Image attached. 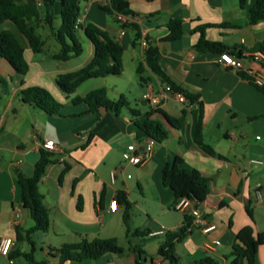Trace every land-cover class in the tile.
Here are the masks:
<instances>
[{"label":"crops","instance_id":"0c3cea01","mask_svg":"<svg viewBox=\"0 0 264 264\" xmlns=\"http://www.w3.org/2000/svg\"><path fill=\"white\" fill-rule=\"evenodd\" d=\"M23 1L38 7L40 17L33 25L44 44L43 50L35 53L15 25L7 21L0 24V32L9 30L14 34L28 64L26 73L21 74L0 57V239L13 238L10 252L16 249L28 251L19 247L22 241L16 240L15 227L26 229L33 224L29 210L20 203L17 174L32 175L41 143L50 139L57 148L50 151L52 162L45 167L38 184L50 222L47 230L35 231L31 236L34 243V236H39L45 246L40 250L43 256L36 261L59 264L58 257L52 256L54 249L83 238L115 237L127 249L129 240L122 222V206L117 203L115 211L108 210L118 190H125L130 202L141 204L143 217L136 228L146 226L150 234L145 239L157 238L158 248L162 234L178 228L184 219L183 212L170 208L174 202L173 192L162 183L163 166L179 156L181 166L195 168L210 178L209 193L197 208L206 222L214 224L215 228L205 233L193 225L190 233L174 245L178 261L182 257L180 254L185 253L186 264H194L206 257L217 264H231V258L226 255L236 233L243 226L251 225L254 236L260 240L254 264H264V204L257 203L254 197L256 183L264 189V117L261 116L264 94L236 69L218 63V53L196 50L194 44L199 32L192 31L197 25H210L204 29L205 37L241 50L243 70L253 69V77L264 83V68L259 61L247 56L253 48L264 47V20L255 24L248 22L249 9L255 0H245L243 5L240 0H127L129 8L138 17L134 23L141 38L146 37L158 47L166 74L175 85L198 95L203 113V140L222 157L207 154L194 142L199 113L196 104H182L168 98L152 105L142 99L147 89L155 93L162 85L147 68L144 72L149 74H143L147 81L143 83L141 103H148L149 108H129L141 113L152 112L151 117L168 131V137L160 142L136 127L132 119L122 113L123 108L118 113L102 107L89 110L86 101L72 102L73 97H84L91 90L102 87L111 99L124 96L129 84L135 83L131 74L125 77L127 60L135 73L137 65L143 61L141 38L134 44L132 27H122V23L99 7L107 0H80L81 21L77 22L76 36L83 50L80 55L67 60L53 57L60 50L55 38L61 24L60 0L51 4L55 16L52 28L44 21V0ZM171 19L181 21L183 33L177 39L164 40ZM88 23L95 24L120 42L123 47L122 73L114 79L108 76L87 79L73 93L64 94L56 84L57 74L78 70L94 56V46L82 28ZM32 85L44 87L62 104L59 114H47L21 100L19 91ZM161 111L178 118L179 126L170 125ZM133 141L137 142L138 150L147 143L152 144L150 157L140 165L126 163L123 159L127 144ZM253 158L262 160L263 164H252ZM65 166L67 169L59 180ZM130 169H133L134 177L128 172ZM112 170H115L114 181L110 178ZM134 183L143 197L141 200L132 196ZM148 196L153 199L152 205L142 203ZM136 228L133 225L130 229ZM158 232L162 233L152 235ZM139 240L131 238L132 243ZM206 244L208 249H205ZM156 251L146 254L143 264H168ZM16 258L10 263L8 257L1 255L0 264H21ZM63 264H136V260L133 252L126 251L122 255L106 253L97 259Z\"/></svg>","mask_w":264,"mask_h":264},{"label":"trees","instance_id":"16d2710c","mask_svg":"<svg viewBox=\"0 0 264 264\" xmlns=\"http://www.w3.org/2000/svg\"><path fill=\"white\" fill-rule=\"evenodd\" d=\"M245 0H240V4H244ZM52 2L54 0H44L45 16L44 21L52 28V22L55 18L52 11ZM60 21L61 24L55 32V38L60 44V50L53 54V57L60 60H67L72 56H78L82 53V45L76 36V28L79 26L76 22L80 14V0H60ZM107 14L113 16L117 21L116 14H134L129 8L127 0H107L104 5H99ZM40 17L38 7L34 3H27L23 0H0V24L4 21H11L17 30L25 37L30 49L37 53L43 50L44 41L39 34L35 32L33 23ZM264 20V0H255L249 9L248 22L255 24ZM122 27L131 26L135 31L133 43L135 44L141 38V33L135 23H122ZM169 33L164 40H174L179 38L182 33V23L179 19H171L168 22ZM210 25L200 24L194 27L193 32H199V38L194 44V48L198 51H209L213 53L228 52L238 58H243L241 50H235L223 44L220 41L209 40L205 37L204 29ZM85 36L92 42L94 46V56L92 60L84 67L71 71L59 73L56 76V84L64 94L73 93L76 88L85 80L97 77H106L109 75H120L123 70L122 53L123 47L120 42L112 38L105 30H102L93 23H88L82 27ZM146 45L143 49V61L136 67L141 83L147 81L143 76L144 70L147 68L155 75L161 84H166L172 89L181 91L190 103L196 104L198 109V118L195 124L193 139L198 147L211 156L222 157L214 148L203 140V113L202 105L198 100L197 94H192L179 86L169 78L160 63V52L156 45L151 43L146 37ZM251 51H261L264 53V47L259 45ZM0 57L7 60L17 72L25 74L28 70V64L24 58L22 46L14 34L9 30L0 32ZM264 68V60L259 61ZM238 74L252 82L256 88L264 94V83L257 84L254 77L243 69H238ZM19 96L23 102L34 105L47 114H59L62 104L58 102L51 93L44 87L32 85L22 88ZM86 101L89 110L102 107L108 111L118 113L122 108L128 107L129 102L120 95L117 99H111L107 96L106 89L96 88L87 93L84 97L75 96L72 98L73 103ZM131 119L136 127L143 131L153 140L160 142L168 137V131L156 119L151 117L152 112L144 113L136 109L129 108ZM165 120L172 126L178 127V118H175L166 112L161 111ZM264 117V113L261 115ZM91 135L87 139L90 141ZM86 143V144H87ZM86 144L82 145L84 147ZM52 153L48 150L41 149L39 157L34 164L33 173L25 176L21 173L17 174L16 182L20 190V203L27 208L33 220V224L24 229L15 227V237L17 241H26L30 245L29 251H21L16 249L9 252L8 259L13 260L22 256L32 264H48L45 260L36 261L33 255L35 251V243L32 240V234L35 231H45L49 227V213L43 204V195L38 189V184L44 174L45 167L52 162ZM182 159L175 156L172 161L166 162L162 168V183L169 187L173 192L174 202L170 206L173 208L174 203L180 198H187L193 202L194 206L202 202L209 193L210 178L203 176L195 168H187L181 166ZM64 170L59 175L61 180ZM116 201L122 206V222L125 226V234L129 240V246L126 249L119 244L115 237H95L93 239L83 238L78 242L64 243L54 249L52 256L58 257L59 264L66 261L83 262L101 257L106 253H114L122 255L126 251L135 254L136 264H143L146 259V252L143 248L145 237L150 234L149 230H140L138 228L131 230L129 227V219L132 209V203L128 199L125 190H118L115 195ZM77 207L80 208L78 202ZM251 216V211L247 209ZM192 216L184 213L182 225L175 230H168L161 236L156 254L165 259L168 264H178V257L174 251V245L182 241L191 231L193 227ZM152 234V233H151ZM160 234V233H158ZM155 235V234H152ZM136 237L140 240L132 243L131 238ZM260 244L259 238L254 236L251 225L243 226L235 235L230 252L226 257L231 258V264H254L255 255ZM194 264H217L212 258L206 257Z\"/></svg>","mask_w":264,"mask_h":264},{"label":"built area","instance_id":"2783aa9c","mask_svg":"<svg viewBox=\"0 0 264 264\" xmlns=\"http://www.w3.org/2000/svg\"><path fill=\"white\" fill-rule=\"evenodd\" d=\"M88 10L89 9H86V11ZM116 18L119 20L120 23H134L138 20V17L135 14L124 15V14L118 13L116 14ZM80 21H81V18L79 15L76 19V22H80ZM140 44L143 47H145L146 45L145 38L142 37L140 39ZM247 56H249L253 61L264 60V53L261 51L249 52ZM216 61L228 68H232L236 70L244 68L242 59L234 55H231L228 52L219 53ZM245 71L251 76L255 74V71L251 68L245 69ZM254 81L257 84L263 83L260 78H254ZM168 98H173L182 104H192L189 102V100L185 97V95L181 91L172 89L166 84H162L155 93H153L152 90L149 88L142 94V99L152 105H157L161 103V101L168 99ZM82 136L85 137L84 134ZM256 138H259V136H256ZM41 146L43 149L48 150V151H52L57 148L56 143L50 139H46L42 141ZM151 151H152L151 143H147L146 145H144L143 149L140 151L137 149V142L133 141L132 143L127 144L126 149L123 152V159L125 162L129 164L140 165L150 157ZM250 162L254 165L263 164V161L257 158L251 159ZM110 178H111V181H114L115 170L111 171ZM254 197L257 203L264 204V189L262 188L260 183H256L254 185ZM117 206L118 204H117L116 198H114L110 201L108 210L115 211ZM173 208L183 213L185 212L189 213L193 218V224L195 226L200 227L202 231L205 233L215 228L214 224L206 222V220L202 217L200 210L196 206H194L192 201H190L189 199L185 197L178 199L174 203ZM158 233H162V232H158ZM158 233H154V234H158ZM12 245H13L12 237H2L0 239V254L8 257V254L12 248ZM208 247L209 245L206 244L205 249H208ZM9 261L10 263L12 262V260H9Z\"/></svg>","mask_w":264,"mask_h":264},{"label":"rangeland","instance_id":"374dc122","mask_svg":"<svg viewBox=\"0 0 264 264\" xmlns=\"http://www.w3.org/2000/svg\"><path fill=\"white\" fill-rule=\"evenodd\" d=\"M7 22L8 23H12L11 21H7ZM12 25H14V24L12 23ZM0 27H1V25H0ZM82 41H84V39H82ZM130 66H131V64L127 60V62H126V76L125 77L127 78L128 75L131 74L133 80L135 79V83L134 84H132V83L129 84L130 87H128L126 89V91L124 93V96L129 101V106L131 108H139V109H143V110L148 109L149 108L148 103L146 105H142V103H141V100H142L141 99V93H142L144 85H143V83L140 82L138 74L135 73L134 70L132 69V67H130ZM143 74L146 75V74H149V72L147 71V72H144ZM108 77H110L109 79H114V78H117V77H120V76L119 75H109ZM138 90H140L141 92L140 91L138 92ZM129 106L128 107H124L122 109V113H125L126 115H128V117L131 118V114H130V111L128 109ZM132 167H134V166H132ZM128 172L131 174V176L134 177L133 169H130ZM133 187L134 188H133V195L132 196H135V198H137L139 200L143 199V197L141 196V193L138 190V188H137L135 183L133 184ZM131 202H132V209H131V214H130V220L131 221L129 222V226L132 229L133 225H135V228H136L138 226V224H140V222L142 220V217H143V214H142V212L140 210L141 209V204H137L136 205L135 201H133V200H131ZM142 203H145L146 205H149V204L152 205L154 202H153L152 197L148 196L146 198V200H142ZM104 219L105 218L103 217V220ZM111 219L112 218L109 217V220H111ZM139 229L140 230H147V227L146 226L145 227H140ZM34 239H35L36 243H35V251L33 252V255H34V258L36 260H39L43 256L42 253L40 252V250L45 249V246L43 245V243L40 240L39 236H37V235L34 236ZM157 240H158L157 238H147V239H145V244H144L145 249L144 250H145L146 254H150L151 252H153L154 250L157 249ZM19 247L20 248H25L28 251L30 250V245L26 241H22L19 244ZM180 255L182 257H181V259H179L178 264H186V262L184 261V259L187 258L185 253H182ZM0 257H1V255H0ZM16 259H19L21 264H32L29 261H27L25 258L18 257ZM6 261H7V259H6Z\"/></svg>","mask_w":264,"mask_h":264},{"label":"water","instance_id":"95a60500","mask_svg":"<svg viewBox=\"0 0 264 264\" xmlns=\"http://www.w3.org/2000/svg\"><path fill=\"white\" fill-rule=\"evenodd\" d=\"M142 149V147L139 148V150Z\"/></svg>","mask_w":264,"mask_h":264}]
</instances>
